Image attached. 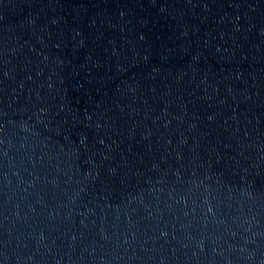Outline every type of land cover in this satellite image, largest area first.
<instances>
[{"label": "water", "instance_id": "95a60500", "mask_svg": "<svg viewBox=\"0 0 264 264\" xmlns=\"http://www.w3.org/2000/svg\"><path fill=\"white\" fill-rule=\"evenodd\" d=\"M0 264H264V0H0Z\"/></svg>", "mask_w": 264, "mask_h": 264}]
</instances>
